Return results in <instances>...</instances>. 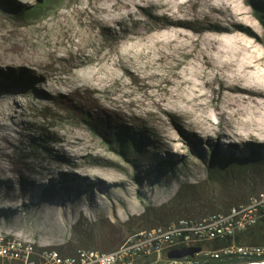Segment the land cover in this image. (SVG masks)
Segmentation results:
<instances>
[{"label":"rangeland","instance_id":"obj_1","mask_svg":"<svg viewBox=\"0 0 264 264\" xmlns=\"http://www.w3.org/2000/svg\"><path fill=\"white\" fill-rule=\"evenodd\" d=\"M17 1L32 15L22 12L18 17L6 16L0 10V66L5 69L7 66L26 67L46 74V83L38 84L37 90L56 95L55 100H58L57 94L70 95L86 89L106 105L130 115L142 116L152 107L157 112L162 109L175 111L182 115L187 125L196 129L198 136H203L200 140H214L221 134L218 140L223 148L230 142L264 143V49L247 34L230 26V23H240L252 27L243 1ZM180 4L188 11L198 9L221 17L230 30L223 34L208 32L200 39L206 44L202 56L198 57L201 62L189 59L184 63L185 59L176 53L174 56L173 51L182 52V47L187 49L183 56L191 49L189 39L192 36L185 31L166 30L146 38L118 36V41L102 32V27L117 31L119 23L137 17L139 7L151 6L159 11L177 13ZM42 8L44 10L39 11ZM126 23L134 27L138 24L134 19ZM164 50L172 51L170 54L179 58L177 63L187 65V69L173 71L174 64L168 63L159 53ZM126 70L132 71L136 78H128ZM158 72L161 78L151 77ZM144 74L151 78L143 83L138 77L142 79ZM37 96L14 93L10 101L4 103L7 105H2L0 151L8 152V147L20 137V131L28 134V125H41L60 136L55 148L76 162L82 176L92 183L102 180L104 187L122 185L133 198L131 181L122 178L118 170L103 167L102 160L111 156L85 130L76 127L73 119L42 120L38 115L39 106L52 105L50 100ZM147 118L153 121L152 117ZM163 128L173 157L189 155L192 147L188 139L171 128ZM207 151L208 157L204 161L201 159L200 168L191 165L184 168L179 179L171 181L167 194L158 200L153 199V194L149 198L138 193L133 212L93 216L80 212L64 218L60 216L57 220L29 219L25 215L1 218L0 237L25 235L63 254H71L76 248L110 251L126 239L129 229L132 232L148 229L146 224L153 220V215L137 220L144 217L147 207L154 208V212L163 217L176 213L173 219L200 218L225 211L244 202L249 195L264 192V151L253 154L254 151L247 157H219L222 161L232 157L241 167L226 164L227 170H222L217 159L214 166L222 171L215 173L208 170L212 159L208 147ZM182 186L191 187L181 191L179 197ZM138 188L143 189L139 184ZM101 193L96 186L97 196ZM177 199L181 200L180 205Z\"/></svg>","mask_w":264,"mask_h":264},{"label":"trees","instance_id":"obj_2","mask_svg":"<svg viewBox=\"0 0 264 264\" xmlns=\"http://www.w3.org/2000/svg\"><path fill=\"white\" fill-rule=\"evenodd\" d=\"M241 1L248 9L252 27L240 23H230V26L247 34L264 49V0ZM23 8V4L17 0H0V10L6 16L18 17L22 12L27 13V16L32 15L31 11H25ZM43 10L44 8L39 9V11ZM177 11V13H171L159 11L151 6L139 7L137 17L127 19H134L135 23H138L136 27L129 26L126 20L124 23H119L117 31L102 27V32L107 37L118 41V36L130 38L135 35L146 38L166 30L185 31L192 36L189 39L190 51L187 56H183L187 49L182 47V52L176 50L173 53L174 56L176 53L178 57L185 59L184 63H187L189 59L201 62L198 57L202 56V49L206 44L200 42V39L206 33L223 34L230 31L225 25L226 20H222L219 16L205 14L198 9L188 11L183 4L178 6ZM171 52L164 50L159 53L163 54L161 56L168 63L174 64L173 71H185L187 65L177 63L179 58L176 59L170 54ZM126 75L130 79L136 78L130 70H126ZM160 76L162 74L158 72L151 77L161 78ZM151 77L144 74L142 79L139 77L138 79L144 83ZM46 81V74H40L33 69L14 66H7L5 69L0 66V110L7 105L4 103L9 102L10 96L14 93L21 96L38 95L37 97L42 96L50 100L52 106H39L38 115L42 120L49 118L52 120L53 117L73 119L76 127L85 130L94 142L111 156L102 160L103 167L116 169L122 178L131 181L134 197L130 198L122 185L104 187L102 180L99 183L90 182L87 177L82 176L79 166L72 158L55 148L54 145L60 137L57 133L41 125L30 124L27 126V130L30 131L28 134L23 133V130L20 131V137L15 144L12 143L8 147L9 151H0V219L25 215L29 216V219L36 217V220H57L60 216L64 218L71 213L80 212L89 213L91 216L104 215L107 212L115 215L119 212L123 214L133 212L134 199L138 202V193L149 198H152L153 194L155 196L153 199L158 200L162 195L167 194L171 181L179 179L184 168H189L190 165L196 169L200 168L201 159L204 161L208 157L207 147L210 149L212 159L208 166L210 173L227 170L226 164L241 167L238 166L240 163L232 157L228 161L219 160V157L224 155L247 157L254 151L253 154H261L264 151V143L257 141L248 144L230 142L223 148V144L218 140L221 134L214 140L209 138L200 140L203 136H198L196 129L187 125L182 115L175 111L162 109L157 112L156 108L152 107L142 116L124 114L121 109L106 105L99 98L90 95L86 89L74 91L70 95L57 94L60 99L55 100L56 95L53 97L44 90L36 89L38 84L46 83ZM137 83L134 82V84ZM147 117H152L153 121H149ZM163 127L171 128L188 139L192 147L189 155L173 157L164 136ZM217 159L222 170H217L214 166ZM138 184L143 187L142 191L138 188ZM96 186L102 191L99 197L96 194ZM190 187L182 186V190L178 193L179 197H181V191H186ZM185 196L183 195L182 198ZM180 201L177 202L179 205ZM154 211V208L147 207L144 217H138L137 220L153 215V220L146 224V227L151 228L154 224L165 225L176 216L174 213L163 217ZM128 231L130 234L133 233L132 229ZM231 243L264 245V217L232 239L214 241L213 246L218 248ZM244 261L247 263V259Z\"/></svg>","mask_w":264,"mask_h":264},{"label":"built area","instance_id":"obj_3","mask_svg":"<svg viewBox=\"0 0 264 264\" xmlns=\"http://www.w3.org/2000/svg\"><path fill=\"white\" fill-rule=\"evenodd\" d=\"M264 217V192L249 195L225 211L200 218L181 217L165 225L129 234L111 251L76 248L63 254L26 236L0 237V264H201L203 259L222 256L249 258L253 264L264 263V245L231 243L215 248L214 241L234 238ZM198 248L192 255L169 257L181 249Z\"/></svg>","mask_w":264,"mask_h":264},{"label":"flooded vegetation","instance_id":"obj_4","mask_svg":"<svg viewBox=\"0 0 264 264\" xmlns=\"http://www.w3.org/2000/svg\"><path fill=\"white\" fill-rule=\"evenodd\" d=\"M245 258H237L235 256H222L219 259H203L201 264H246Z\"/></svg>","mask_w":264,"mask_h":264},{"label":"water","instance_id":"obj_5","mask_svg":"<svg viewBox=\"0 0 264 264\" xmlns=\"http://www.w3.org/2000/svg\"><path fill=\"white\" fill-rule=\"evenodd\" d=\"M11 236H16V235H9V236H3V237H11ZM25 236V235H23ZM16 237H19V236H16ZM28 237V236H26ZM199 249L198 248H190V249H187V248H184V249H181V250H176V251H172L169 253V257H182L184 255H192L194 252L198 251Z\"/></svg>","mask_w":264,"mask_h":264},{"label":"bare ground","instance_id":"obj_6","mask_svg":"<svg viewBox=\"0 0 264 264\" xmlns=\"http://www.w3.org/2000/svg\"><path fill=\"white\" fill-rule=\"evenodd\" d=\"M252 195H256V194H252ZM134 202L136 203L137 200L134 199ZM245 259H247V263H246V264H253V263H255V262H252V263H251L249 258H245ZM263 264H264V263H263Z\"/></svg>","mask_w":264,"mask_h":264}]
</instances>
